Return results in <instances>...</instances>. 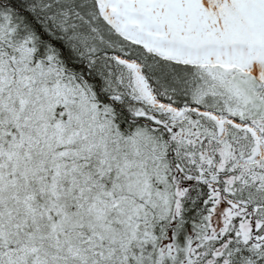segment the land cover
Returning <instances> with one entry per match:
<instances>
[{"label":"snow or ice","instance_id":"snow-or-ice-1","mask_svg":"<svg viewBox=\"0 0 264 264\" xmlns=\"http://www.w3.org/2000/svg\"><path fill=\"white\" fill-rule=\"evenodd\" d=\"M0 264H264V0H0Z\"/></svg>","mask_w":264,"mask_h":264}]
</instances>
